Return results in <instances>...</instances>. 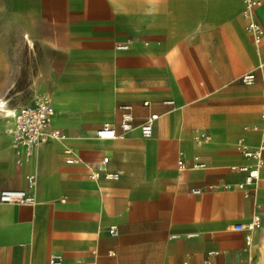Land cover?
<instances>
[{
    "label": "crops",
    "instance_id": "0c3cea01",
    "mask_svg": "<svg viewBox=\"0 0 264 264\" xmlns=\"http://www.w3.org/2000/svg\"><path fill=\"white\" fill-rule=\"evenodd\" d=\"M260 1L256 16L264 25ZM10 4L26 13L22 28L42 54L32 87L50 94L53 125L69 137L38 145L19 164L6 130L11 117L0 111V192L29 189L36 198L0 201V264H45L52 252L86 255L90 264H206L210 252L212 264H262L264 168L247 195L239 187L246 172L233 167L255 163L239 140L257 147L264 138V42L257 45L247 30L244 1ZM249 71L253 83L241 79ZM4 100L15 110L23 105ZM123 102L133 105L134 128L99 138L105 123L118 126ZM152 112L160 116L144 137L141 124ZM204 131L211 138L198 146ZM66 146L76 162L63 159ZM105 155L119 178L91 177ZM196 156L204 167L193 166ZM25 168L35 175L31 187ZM256 212L262 224L247 243L248 231L235 225Z\"/></svg>",
    "mask_w": 264,
    "mask_h": 264
},
{
    "label": "built area",
    "instance_id": "2783aa9c",
    "mask_svg": "<svg viewBox=\"0 0 264 264\" xmlns=\"http://www.w3.org/2000/svg\"><path fill=\"white\" fill-rule=\"evenodd\" d=\"M244 9L243 15L247 19V30L252 36L253 41L260 45L264 42V25L256 16V8L261 4L260 0H243ZM120 48L128 47L127 41H121L118 43ZM241 79L245 83H253L256 80V73L254 71H249L241 76ZM165 102L170 104H175L173 99H168ZM145 105L149 104L148 100L144 101ZM6 105V101H0V108ZM121 110V115L119 119L118 126L115 123H105L97 130V136L101 139H112L118 136H124L127 132L134 128V109L130 102H123L119 105ZM56 113V109L53 105L52 98L49 93H41L35 97V99L30 102L21 105L12 115L11 122L7 126V133L11 138L12 145L16 148L19 157L18 163L22 164L24 159H27L35 147L40 144L50 142L52 140H66L69 135L68 133L60 127L53 125V119ZM262 118H264V108L262 110ZM159 113L152 112L147 115L144 122L141 124V133L144 137H150L153 135L155 122L159 118ZM211 134L207 131L202 132L196 138V144L198 146L202 145L205 140H209ZM239 149L247 157L255 159L254 164L250 165H234L235 169L240 171H245L246 175L242 181L239 182V187L245 190V194H249L246 186L256 183L260 176V171L264 168V138L257 147H251L243 139L238 142ZM63 159L68 163H74L78 160L74 154V150L70 146L64 148ZM109 162V156L105 155L99 162L97 168L92 170L91 177L99 178L102 175L106 178L117 179L120 176L119 171H111L107 169V163ZM206 164L204 161L199 159L198 156L195 157L194 167H204ZM179 166L181 168L185 167V162L183 159L179 160ZM25 175L29 186H33L35 183V175L29 169L25 168ZM194 192H199L200 189H193ZM0 201L7 203H29L33 204L36 198L29 189L22 188H8L3 189L0 192ZM262 224L261 215L256 212L250 221L240 222L235 225L237 229L247 230L246 235L247 243L252 240L251 231L260 227ZM110 233L116 235L119 233L118 226L113 224L109 228ZM93 254H96V249H94ZM111 253L114 251L111 250ZM210 252L206 258V264H212ZM45 264H90L89 257L86 255H80L71 259H67L65 255L61 252H52ZM184 264H189L185 261Z\"/></svg>",
    "mask_w": 264,
    "mask_h": 264
},
{
    "label": "rangeland",
    "instance_id": "374dc122",
    "mask_svg": "<svg viewBox=\"0 0 264 264\" xmlns=\"http://www.w3.org/2000/svg\"><path fill=\"white\" fill-rule=\"evenodd\" d=\"M10 1L0 0V98H10L17 105L43 93L32 87L43 61L39 45L30 48L24 36L26 13L12 7Z\"/></svg>",
    "mask_w": 264,
    "mask_h": 264
},
{
    "label": "bare ground",
    "instance_id": "6f19581e",
    "mask_svg": "<svg viewBox=\"0 0 264 264\" xmlns=\"http://www.w3.org/2000/svg\"><path fill=\"white\" fill-rule=\"evenodd\" d=\"M96 1V0H95ZM94 2V1H93ZM104 2V1H103ZM97 3H99V2H97ZM25 38H26V41L29 43V45L31 46V47H33L34 46V41H33V39H32V37L28 34V32H25ZM171 74V73H170ZM175 81V80H174ZM118 82V81H117ZM119 85V84H118ZM124 85V84H123ZM109 86V85H108ZM99 91V90H98ZM106 91V90H105ZM114 92V91H113ZM102 93V92H101ZM112 93V92H111ZM99 94V93H98ZM64 95V94H63ZM70 95V94H69ZM72 95V94H71ZM75 95V94H74ZM86 95V94H85ZM100 95V94H99ZM101 95H103V93L101 94ZM111 95H114V94H111ZM84 96V95H83ZM92 97V94L91 95H87V97ZM96 96V95H95ZM105 96V95H104ZM107 96V95H106ZM61 97V96H60ZM69 97V96H68ZM68 97H67V99H68ZM72 97V96H71ZM70 98V97H69ZM74 100H75V97L73 96L72 97ZM85 98V97H84ZM107 98H109L108 96H107ZM56 99V98H55ZM65 99H66V97H65ZM71 99V98H70ZM86 99V98H85ZM63 100V99H62ZM69 100V99H68ZM68 100H66V101H68ZM78 100V99H77ZM81 99H79L78 101H80ZM84 100V99H83ZM95 100H97V99H95ZM110 100V99H109ZM0 101H4V100H1V98H0ZM65 101V100H64ZM64 101H62V102H64ZM70 101V100H69ZM71 101H73V100H71ZM76 101V100H75ZM86 101V100H85ZM88 101H90L89 99H88ZM108 101V100H107ZM59 102H60V99H59ZM81 102V101H80ZM92 102H95V101H92ZM91 102V103H92ZM90 103V104H91ZM111 103V102H110ZM115 105V104H114ZM67 106L68 105H66V108H67ZM106 106H107V104H106ZM64 107V106H63ZM89 107H92L91 105L89 106ZM0 111H1V116H9V115H12L14 112H15V109L14 108H12V107H10V106H7V105H5L4 107H2V108H0ZM111 115V114H110ZM3 121V120H2ZM7 121V120H6ZM0 124H1V122H0ZM2 126V125H1ZM5 126V125H4ZM2 128V127H1ZM175 143V142H174Z\"/></svg>",
    "mask_w": 264,
    "mask_h": 264
},
{
    "label": "water",
    "instance_id": "95a60500",
    "mask_svg": "<svg viewBox=\"0 0 264 264\" xmlns=\"http://www.w3.org/2000/svg\"><path fill=\"white\" fill-rule=\"evenodd\" d=\"M262 264H264V258H263V260H262Z\"/></svg>",
    "mask_w": 264,
    "mask_h": 264
}]
</instances>
